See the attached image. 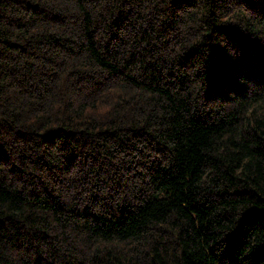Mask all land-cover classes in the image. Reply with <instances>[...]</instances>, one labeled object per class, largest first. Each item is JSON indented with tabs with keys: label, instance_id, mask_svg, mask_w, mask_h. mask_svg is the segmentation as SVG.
<instances>
[{
	"label": "trees",
	"instance_id": "obj_1",
	"mask_svg": "<svg viewBox=\"0 0 264 264\" xmlns=\"http://www.w3.org/2000/svg\"><path fill=\"white\" fill-rule=\"evenodd\" d=\"M0 264H264V0H0Z\"/></svg>",
	"mask_w": 264,
	"mask_h": 264
}]
</instances>
